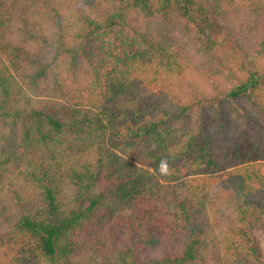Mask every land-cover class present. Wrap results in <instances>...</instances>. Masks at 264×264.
<instances>
[{
	"label": "trees",
	"instance_id": "obj_1",
	"mask_svg": "<svg viewBox=\"0 0 264 264\" xmlns=\"http://www.w3.org/2000/svg\"><path fill=\"white\" fill-rule=\"evenodd\" d=\"M258 225L264 0H0V264H253Z\"/></svg>",
	"mask_w": 264,
	"mask_h": 264
},
{
	"label": "rangeland",
	"instance_id": "obj_2",
	"mask_svg": "<svg viewBox=\"0 0 264 264\" xmlns=\"http://www.w3.org/2000/svg\"><path fill=\"white\" fill-rule=\"evenodd\" d=\"M254 235L256 238V242L259 244L260 250V260L258 262H254L253 264H264V227L263 226H256L254 228Z\"/></svg>",
	"mask_w": 264,
	"mask_h": 264
},
{
	"label": "clouds",
	"instance_id": "obj_3",
	"mask_svg": "<svg viewBox=\"0 0 264 264\" xmlns=\"http://www.w3.org/2000/svg\"><path fill=\"white\" fill-rule=\"evenodd\" d=\"M158 171L161 175H168L169 174V167L166 160H161L160 164L158 165Z\"/></svg>",
	"mask_w": 264,
	"mask_h": 264
}]
</instances>
